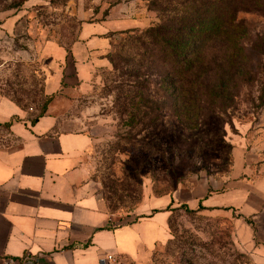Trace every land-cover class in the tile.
Masks as SVG:
<instances>
[{
    "label": "rangeland",
    "instance_id": "1",
    "mask_svg": "<svg viewBox=\"0 0 264 264\" xmlns=\"http://www.w3.org/2000/svg\"><path fill=\"white\" fill-rule=\"evenodd\" d=\"M150 1L26 0L17 9L0 11L11 19L0 22L1 92L25 108L39 109L46 99L47 70L62 59L58 50L68 53L79 32L94 24L131 19L138 25L134 29L141 30L157 22L156 12L148 10ZM3 3L0 0V6ZM240 18L257 42L255 34L264 32V18L245 14ZM124 37H109L106 60L98 64L85 94L64 89L58 95L66 103L73 101L66 114L79 120L66 121V128L83 130L93 138L91 180L107 206H115L114 225L137 218L133 212L144 188L164 195L181 185L226 181L237 155L245 160L248 180L264 176V66L253 68V77L239 84L227 114L208 115L197 126L164 115L133 143L114 113L116 73L108 61L111 54H129V47L122 46ZM103 54L97 51L94 56ZM249 54L252 60L258 56L254 49ZM232 217L226 209L173 206L171 239L156 247L154 263L252 264L233 236Z\"/></svg>",
    "mask_w": 264,
    "mask_h": 264
},
{
    "label": "crops",
    "instance_id": "2",
    "mask_svg": "<svg viewBox=\"0 0 264 264\" xmlns=\"http://www.w3.org/2000/svg\"><path fill=\"white\" fill-rule=\"evenodd\" d=\"M8 17L0 12V22ZM92 26L79 32L68 53L57 51L62 59L47 70L43 94L51 100L41 116V107L25 108L0 88V264H155L179 204L232 212L236 242L252 264H264V176L248 180L242 155L226 181L181 185L164 195L144 188L137 218L114 225L115 214L91 180L93 138L66 128V121L79 120L66 114L73 101L58 95L64 89L85 94L106 60L107 35L138 25L118 19ZM97 51L104 54L94 56Z\"/></svg>",
    "mask_w": 264,
    "mask_h": 264
},
{
    "label": "trees",
    "instance_id": "3",
    "mask_svg": "<svg viewBox=\"0 0 264 264\" xmlns=\"http://www.w3.org/2000/svg\"><path fill=\"white\" fill-rule=\"evenodd\" d=\"M2 1L3 12L26 0ZM148 4L157 22L107 35H124L122 46L129 47L126 56L115 53L107 59L116 73L114 113L133 143L164 115L197 126L208 115L227 114L239 84L253 77V68L264 66V32L255 34L257 42L252 40L253 31L240 18L244 14L264 18V0ZM251 49L258 54L256 59L249 56ZM50 100L46 97L39 116ZM108 208L113 212L115 206Z\"/></svg>",
    "mask_w": 264,
    "mask_h": 264
},
{
    "label": "built area",
    "instance_id": "4",
    "mask_svg": "<svg viewBox=\"0 0 264 264\" xmlns=\"http://www.w3.org/2000/svg\"><path fill=\"white\" fill-rule=\"evenodd\" d=\"M22 263H23L22 260H12V259H9L4 262V264H22Z\"/></svg>",
    "mask_w": 264,
    "mask_h": 264
}]
</instances>
